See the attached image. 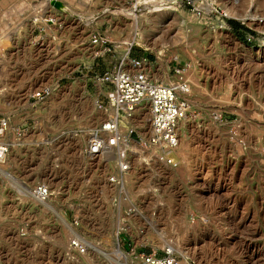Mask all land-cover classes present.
<instances>
[{
  "label": "rangeland",
  "instance_id": "obj_1",
  "mask_svg": "<svg viewBox=\"0 0 264 264\" xmlns=\"http://www.w3.org/2000/svg\"><path fill=\"white\" fill-rule=\"evenodd\" d=\"M52 1L0 0V116L26 133L0 163V264H143L167 249L177 264H264L261 1L166 0L170 9L134 19L124 10L139 0ZM98 32L105 49L88 59ZM139 36L167 48L160 65L154 51L130 46L131 56H152L147 72L166 80L168 66L186 70L185 147L175 167L141 148L149 175L118 187L111 158L84 157L86 134L107 115L90 77ZM45 85L49 94L30 97ZM144 118L143 128L131 121L142 137ZM38 184L46 201L32 193Z\"/></svg>",
  "mask_w": 264,
  "mask_h": 264
},
{
  "label": "built area",
  "instance_id": "obj_2",
  "mask_svg": "<svg viewBox=\"0 0 264 264\" xmlns=\"http://www.w3.org/2000/svg\"><path fill=\"white\" fill-rule=\"evenodd\" d=\"M185 1V0H175ZM107 42L100 32L93 36V43ZM126 62L122 56L111 68L94 72L90 79L97 84L95 105L98 109H108L110 112L98 127L91 131L88 137L86 152L99 155L108 152L114 158L113 172L109 180L122 184L123 176L131 169L132 156L137 153L134 141L143 149H152L151 155L157 161L167 165L177 166L175 148L179 142L181 122L190 111L189 102L182 96L188 88L186 70L179 62L173 66V78L163 81L154 78L141 69L146 56H131L129 50ZM52 91L51 86L45 85L31 93L35 101ZM148 103L149 132L142 137L130 122L135 108L139 104ZM221 119V116H216ZM25 130L19 124H12L6 116H0V162L6 158L11 141L22 143ZM5 136L7 139H5ZM39 199H47L50 195L46 185L38 184L33 187ZM32 191V193H33ZM76 245V241H74ZM143 264H177L178 257L174 251L166 250L159 256L155 253L144 254Z\"/></svg>",
  "mask_w": 264,
  "mask_h": 264
},
{
  "label": "bare ground",
  "instance_id": "obj_3",
  "mask_svg": "<svg viewBox=\"0 0 264 264\" xmlns=\"http://www.w3.org/2000/svg\"><path fill=\"white\" fill-rule=\"evenodd\" d=\"M261 1V3H262V5L264 6V0H260ZM80 3V2H79ZM145 4V6H143L142 8H138L137 7V4ZM51 4H54L55 5V7H57V8H59V7H63L62 5H61V3L58 1V0H53L52 1V3ZM75 4V3H74ZM137 4H134L132 7H127V9H125L124 11H127L128 13H129V16H131V17H133V19L134 18H137L138 17V14L139 13H141V12H144V11H146V10H148L147 12L148 13H155V12H160V11H165V10H168V9H170V7L172 6V4H174V2H168V1H166V0H139V2H137ZM233 8V7H232ZM232 8H228V12L230 13V14H234V10L232 9ZM95 17H97V16H95ZM241 18V17H240ZM149 21V20H148ZM222 27H223V25H222ZM152 36V35H151ZM150 36V37H151ZM154 36V35H153ZM155 39V38H154ZM133 44H136V45H138V46H140V47H143V48H145V49H148V50H151V51H154L155 53H156V55H157V57H158V62H159V64L161 65L162 64V62H164V60H165V57H166V55H167V48H166V46H164V44L162 43V45L161 46H157L156 45V41H152L151 43H148V42H146V40H144V41H142L141 40V38H140V36H139V38H135V39H133L132 41H131V43L130 44H128L126 47H125V52H124V55H123V58H124V62H126L127 60H126V56H127V53H128V50H129V48H130V46H132ZM96 47H99L98 49L96 48ZM97 49V50H96ZM105 49V46H103L102 45V42L101 41H99L98 42V44L97 45H95L93 42L89 45V47L87 48V52H88V59H91L96 53H98V52H102L103 50ZM155 62H149V61H144L143 62V64L141 65V69H144L146 72L148 71V70H146V67L148 68L149 66H152V64H154ZM153 69H155V68H153ZM149 74H151L154 78H156V79H159V78H157L156 76H154V74H152L150 71L148 72ZM187 76V75H186ZM166 77H167V79L166 80H163V81H170V80H172L173 78L175 79V76H173V75H171V73L169 72V66H168V70H167V74H166ZM161 80V79H160ZM189 86H190V82H189V80H188V88L184 91V92H181V94H182V96L184 97V98H186V100L187 99H189L188 98V96H186L185 95V93L188 91V89H189ZM188 101V100H187ZM139 108L141 109V108H143L144 110H141V111H139ZM148 109H149V104L148 103H143V104H139L136 108H135V111H136V115L134 116V114H133V116L131 117V119H130V122L131 121H133L134 120V124H136V125H138V127H141L142 126V128H143V126H145L144 125V123L143 122H145L146 121V119L144 118V116L146 117V115L148 116L149 115V113H148ZM101 110V109H100ZM135 111H134V113H135ZM138 111V112H137ZM103 112H105V113H107V115H108V113L110 112L108 109H103ZM107 115L106 116H104L101 120H100V123H101V121L105 118V117H107ZM187 116V115H186ZM134 117V118H133ZM133 118V119H132ZM186 118V117H185ZM145 119V120H144ZM147 122H148V124H149V121H148V118H147ZM99 123V122H98ZM99 123V124H100ZM183 123V121L181 122V124ZM150 128V127H149ZM140 130H141V128H140ZM90 131V130H89ZM88 131V132H89ZM90 133L91 132H89V133H87L86 134V136H85V155H84V157H85V159L86 160H92V159H95L96 157H97V155H93V154H88L87 152H86V146H87V144H88V137H89V135H90ZM5 139H7V137L5 136ZM135 142V141H134ZM183 143H184V141H183V139L181 138V137H179V142H178V144H177V146H176V148H175V150L179 147L180 148V150H182V148L183 147H185L184 145H183ZM19 144V143H18ZM138 144V143H137ZM137 144H135L134 143V145L136 146L135 148H139V151H138V153L137 154H134L133 156H132V162H131V169L123 176V178H124V181H123V183L120 185V184H116L115 182H112V181H110L109 180V182L110 183H113V184H115V185H117L118 187H122L123 185H124V183H125V179L126 178H128L129 180H133V179H135L136 178V175L138 174H140V173H143V172H147V175H149V170H148V168H146L145 166H143V163H142V161L140 160V157H142V147H139ZM10 145H12V146H10V152L12 153V150H15V151H17V149H15L16 148V145H15V143H11ZM77 148H78V146H77ZM138 150V149H137ZM148 150H151V149H148ZM179 150V151H180ZM9 153V152H8ZM103 154H105V153H100L98 156H101V155H103ZM108 156H106V154H105V158L106 157H109V158H111V164L112 165H114V158H113V156L111 155V152H108ZM8 155V154H7ZM7 157V156H6ZM5 160H6V158L4 159V161L3 162H5ZM3 162H0V163H3ZM160 162H162V161H160ZM162 163H164V162H162ZM164 164H166V163H164ZM167 165V164H166ZM168 166V165H167ZM171 166V165H170ZM144 167H145V169H144ZM173 167H175V166H173ZM113 170H114V172H115V168H113ZM134 173V176H131L132 174ZM127 174H128V176L130 175V177H128L127 176ZM144 174V173H143ZM146 174V173H145ZM151 174V173H150ZM141 175V174H140ZM126 176V177H125ZM138 177H140V176H138ZM137 177V178H138ZM128 180V181H129ZM33 195H34V197L38 200V201H40V202H43L42 200H47L48 198H49V196H51V195H49L48 196V198L47 199H39L36 195H35V192L33 191ZM118 230H119V226H118V228L115 230V235H116V233L118 232ZM115 238H116V236H115ZM72 244L75 246V247H77V244L75 245V243H73L72 242ZM172 246V245H171ZM118 254H120V256H121V254L123 253V251L118 247V245H117V243L115 244V249H114ZM170 250V249H169ZM117 255V254H116ZM119 256V257H120Z\"/></svg>",
  "mask_w": 264,
  "mask_h": 264
},
{
  "label": "crops",
  "instance_id": "obj_4",
  "mask_svg": "<svg viewBox=\"0 0 264 264\" xmlns=\"http://www.w3.org/2000/svg\"><path fill=\"white\" fill-rule=\"evenodd\" d=\"M133 54H135V56H138V54L137 53H135V52H132ZM142 56H146V55H142ZM147 57V56H146ZM148 59H149V62H154L153 60H152V56L151 55H149L148 57H147ZM156 61V60H155ZM101 71H103V70H101ZM170 72V71H169Z\"/></svg>",
  "mask_w": 264,
  "mask_h": 264
},
{
  "label": "trees",
  "instance_id": "obj_5",
  "mask_svg": "<svg viewBox=\"0 0 264 264\" xmlns=\"http://www.w3.org/2000/svg\"><path fill=\"white\" fill-rule=\"evenodd\" d=\"M236 23H238V22H234V24H236ZM240 26H243L242 24H239Z\"/></svg>",
  "mask_w": 264,
  "mask_h": 264
}]
</instances>
